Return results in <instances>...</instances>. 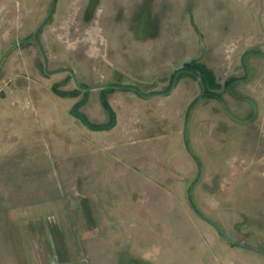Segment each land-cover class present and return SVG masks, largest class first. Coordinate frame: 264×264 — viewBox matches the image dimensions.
<instances>
[{
  "label": "rangeland",
  "instance_id": "rangeland-1",
  "mask_svg": "<svg viewBox=\"0 0 264 264\" xmlns=\"http://www.w3.org/2000/svg\"><path fill=\"white\" fill-rule=\"evenodd\" d=\"M0 264H264V0H0Z\"/></svg>",
  "mask_w": 264,
  "mask_h": 264
},
{
  "label": "trees",
  "instance_id": "trees-1",
  "mask_svg": "<svg viewBox=\"0 0 264 264\" xmlns=\"http://www.w3.org/2000/svg\"><path fill=\"white\" fill-rule=\"evenodd\" d=\"M195 71V70H194ZM209 80V82H210V84H209V86H214L213 85V83H212V80H211V78H208ZM230 82V81H229ZM205 90V89H204ZM204 95H206L207 97H217L218 96V94H216L215 92H213V91H205V94Z\"/></svg>",
  "mask_w": 264,
  "mask_h": 264
},
{
  "label": "water",
  "instance_id": "water-1",
  "mask_svg": "<svg viewBox=\"0 0 264 264\" xmlns=\"http://www.w3.org/2000/svg\"><path fill=\"white\" fill-rule=\"evenodd\" d=\"M192 59H196V57H194V58H192V57H185V58L183 59V61L181 62L180 67H181L184 63L189 62V61H191Z\"/></svg>",
  "mask_w": 264,
  "mask_h": 264
},
{
  "label": "flooded vegetation",
  "instance_id": "flooded-vegetation-1",
  "mask_svg": "<svg viewBox=\"0 0 264 264\" xmlns=\"http://www.w3.org/2000/svg\"><path fill=\"white\" fill-rule=\"evenodd\" d=\"M187 68H189V67H188V66H186V67L184 66V68H183V69H180V70H189V69H187ZM189 71L191 72V69H190ZM189 71H188V72H189ZM112 87H113V86H112ZM203 94H205V92H203L202 95H203ZM216 94H218V93H216ZM218 96H219V94H218ZM218 96H217V97H218ZM212 98H213V97H212Z\"/></svg>",
  "mask_w": 264,
  "mask_h": 264
}]
</instances>
